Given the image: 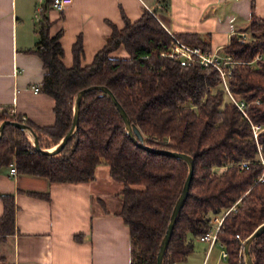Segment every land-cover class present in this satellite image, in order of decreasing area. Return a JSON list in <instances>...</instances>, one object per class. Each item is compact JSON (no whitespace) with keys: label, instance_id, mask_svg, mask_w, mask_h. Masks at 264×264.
Here are the masks:
<instances>
[{"label":"trees","instance_id":"obj_1","mask_svg":"<svg viewBox=\"0 0 264 264\" xmlns=\"http://www.w3.org/2000/svg\"><path fill=\"white\" fill-rule=\"evenodd\" d=\"M45 13L42 6L37 42L27 52L37 55L46 71L39 90L54 101V124L39 129L9 116L7 110L0 111V122L29 126L39 147L50 149L70 128L75 95L90 86L105 87L142 134L144 145L186 154L193 162L187 197L163 264L184 261L192 251V241L210 232L212 215H224L218 241L229 264H245L236 236L247 240L264 224V20L256 15L254 3L250 39L245 42L234 36L222 49L235 62L228 82L245 103V114L225 99L217 70L195 63L180 66L160 56L168 50L171 38L152 14L144 12L135 22L123 17L121 29L110 25L104 46L87 66L80 64L78 37L72 46V66L66 68L60 33L49 36ZM176 37L187 45L209 49L196 35ZM121 46L128 59L108 57ZM258 56L261 59L256 60ZM254 127H259L257 137ZM12 163L18 174L71 184L91 181L95 168L106 165L111 179L123 185L118 215L129 230L130 264H156L187 167L180 160L136 146L107 94H83L75 134L56 154L36 152L23 131L6 125L0 137V168ZM29 194L48 198L47 194ZM0 199L1 240L13 233L14 205L12 195L0 194ZM250 256L253 264H264V233L252 242Z\"/></svg>","mask_w":264,"mask_h":264},{"label":"crops","instance_id":"obj_2","mask_svg":"<svg viewBox=\"0 0 264 264\" xmlns=\"http://www.w3.org/2000/svg\"><path fill=\"white\" fill-rule=\"evenodd\" d=\"M253 3L264 20V0H63L61 10L52 7V0H0V111L9 116L13 111L39 129L54 124V101L39 90L46 71L40 58L27 52L37 42L38 6L46 8L49 36L60 33L62 62L69 68L78 37L80 64L87 66L104 46L110 25L121 29L123 17L135 22L144 12L173 35L193 34L210 50L222 51L232 37L249 34ZM108 57L128 59L122 46ZM122 188L106 165H98L93 179L79 184L12 176L9 166L0 168V194L12 195L14 205V230L0 240V264H130L129 230L118 215ZM223 218L210 216V232ZM223 249L219 241L209 246L194 239L192 251L176 264H229Z\"/></svg>","mask_w":264,"mask_h":264},{"label":"water","instance_id":"obj_3","mask_svg":"<svg viewBox=\"0 0 264 264\" xmlns=\"http://www.w3.org/2000/svg\"><path fill=\"white\" fill-rule=\"evenodd\" d=\"M89 91H100L105 94L110 98L112 104L115 106L117 112L119 113L122 122L125 127V131L129 137V139L138 147L142 148L143 150L147 151L148 153L155 154V155H162V156H168L177 160L182 161L186 167H187V175L184 180V183L182 185L180 194L172 208L169 221L167 224V228L165 230V233L162 237V240L159 245V250L156 256V264H163V256L165 254L168 242L171 237L172 229L174 227V224L176 222V219L180 213V210L184 204V201L187 197L188 193V187L191 181L192 177V172H193V162L190 156L179 153V152H174L170 150H163V149H156V148H151L149 146H146L143 144V136L139 132V130L135 127L132 126L129 122V119L127 118L124 110L122 107L119 105V103L116 101L114 96L111 94V92L106 89L105 87L102 86H90L88 88H85L83 90H80L74 97L73 101V114H72V121L69 130L66 132V134L60 139V141L52 148L50 149H41L38 145L37 137L35 132L27 125L15 121H2L0 122V137L2 135L3 129L6 125H11L19 130L23 131L28 140L30 141L33 149L36 152H39L41 154H56L58 153L67 143L68 140L71 139V137L75 134L77 125H78V111H79V104L80 100L83 96L84 93H87ZM264 233V224L261 225L244 243L243 249H242V257L244 260L245 264H253L252 258L250 256V246L252 242L259 237L261 234Z\"/></svg>","mask_w":264,"mask_h":264},{"label":"built area","instance_id":"obj_4","mask_svg":"<svg viewBox=\"0 0 264 264\" xmlns=\"http://www.w3.org/2000/svg\"><path fill=\"white\" fill-rule=\"evenodd\" d=\"M52 7L61 10L63 5V0H52ZM42 10L41 6H38L36 9L37 16L40 15ZM171 41L170 46L167 51L161 52L160 56L170 59L171 61L178 62L180 66H187L189 64H199L205 67H211L214 70H217L221 80H222V89L225 92V96L227 99L232 102L238 110L245 114L246 111V105L245 103L240 100L231 90L229 87L228 79L230 78L233 70V66L235 65V62L233 61L232 57L229 55H225L220 50H202L200 47L197 46H190L183 42H181L175 35L168 32ZM241 39L243 41H247V38L249 37L248 34H241ZM261 59L260 56L256 57V60ZM255 60V61H256ZM254 61V62H255ZM254 62H251L254 63ZM34 91L37 92L38 89L34 88ZM10 116H14V112L10 111ZM22 122L25 121L24 117L20 118ZM259 133V127H254V136L257 137ZM9 174L12 176H15L17 174L16 168L14 164L9 165ZM220 226L212 231L209 232L203 236L198 237V241L200 242H207L209 246H212L214 243L218 242V233L220 230ZM236 238L241 241L242 246L244 245L246 240H242L239 235L236 236ZM242 255V250L240 251V256ZM222 258L226 259L228 258V254L223 249L222 251Z\"/></svg>","mask_w":264,"mask_h":264},{"label":"rangeland","instance_id":"obj_5","mask_svg":"<svg viewBox=\"0 0 264 264\" xmlns=\"http://www.w3.org/2000/svg\"><path fill=\"white\" fill-rule=\"evenodd\" d=\"M248 38H247V41L250 39V35L248 34ZM238 37V36H237ZM239 38L241 39V36H239ZM239 40V39H238ZM225 99H227V97L225 96ZM228 100V99H227ZM218 253H219V248H217L216 250H214V253H213V256L214 255H218Z\"/></svg>","mask_w":264,"mask_h":264}]
</instances>
